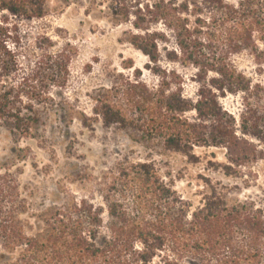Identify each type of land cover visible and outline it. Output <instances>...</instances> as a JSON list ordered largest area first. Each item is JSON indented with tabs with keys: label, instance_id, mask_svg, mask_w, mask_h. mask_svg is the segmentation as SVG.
Segmentation results:
<instances>
[{
	"label": "trees",
	"instance_id": "trees-1",
	"mask_svg": "<svg viewBox=\"0 0 264 264\" xmlns=\"http://www.w3.org/2000/svg\"><path fill=\"white\" fill-rule=\"evenodd\" d=\"M127 2L118 0L117 15L134 17L138 33L128 42L157 63L160 45L171 40L164 57L195 69L196 92L186 95L180 78L174 89L136 80L120 89L123 104L97 103L96 117L138 135L151 151L194 160L195 148L224 150L227 176L261 159L264 0ZM45 15V0H0V123L16 141L38 138V110L52 109L49 90L65 82L66 51L28 63L21 45L18 21ZM241 55L251 73L235 65ZM228 96L240 100L238 118L222 104ZM10 168L0 164V264H264V207L231 199L210 181L194 208L153 162H122L103 178L102 207L71 198L35 211Z\"/></svg>",
	"mask_w": 264,
	"mask_h": 264
},
{
	"label": "rangeland",
	"instance_id": "rangeland-1",
	"mask_svg": "<svg viewBox=\"0 0 264 264\" xmlns=\"http://www.w3.org/2000/svg\"><path fill=\"white\" fill-rule=\"evenodd\" d=\"M45 13L39 20L18 21L21 45L29 55L28 63L36 62L45 52L66 51L70 60L63 70L64 85L50 88L52 109L38 110L37 139L16 141L0 123V164H11L10 171L16 174L32 210L62 206L71 198L102 207L103 178L119 163L144 161L153 162L161 178L172 183L194 208L209 181L231 199L264 207V146L257 145L263 152L261 159L233 168L227 176L224 150L195 148L194 160L159 147L151 151L138 135L117 125L106 126L94 114L101 101L123 104L120 89L136 80L150 87L169 83L174 89L180 78L184 93L194 95L195 69L164 57L162 48L172 50L171 40L160 45V60L150 62L128 42L131 34L138 32L131 24L133 16L124 20L117 15L118 0H45ZM157 30L164 31L162 25ZM234 62L246 73L254 70L245 55L235 57ZM222 104L238 118V97L228 96ZM20 218L26 220V215Z\"/></svg>",
	"mask_w": 264,
	"mask_h": 264
}]
</instances>
